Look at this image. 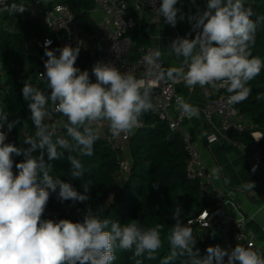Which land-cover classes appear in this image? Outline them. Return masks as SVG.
<instances>
[{
    "label": "clouds",
    "instance_id": "1",
    "mask_svg": "<svg viewBox=\"0 0 264 264\" xmlns=\"http://www.w3.org/2000/svg\"><path fill=\"white\" fill-rule=\"evenodd\" d=\"M150 2L165 24L175 27L178 21L187 18L195 36L191 39L177 36L170 43L172 54L183 58L179 67H164L162 52L150 50L143 57L148 79L171 84L183 81L189 89L210 85L230 94L228 105L245 101L252 92L249 82L264 69V59L251 52L257 29L264 25V15L246 7L244 0H207L205 10L196 6V11L190 10L187 15L177 7L180 0H162L159 7L156 0ZM190 3L195 6L196 0ZM7 11L23 14L28 9L13 3ZM51 44L50 39L44 41L47 59L45 72L40 74L45 88L42 90L27 81L22 88L34 135H26L19 147L6 143L9 134L22 121L19 117L9 120L10 113L0 111V264H113L117 249L131 251L135 264L156 260L162 246L160 226L144 228L138 220L121 224L101 219L89 205L80 221L42 219L51 193L57 194L61 204L71 201L74 207L88 202L91 183L82 182V191H78L71 183L53 179L52 166L46 163L45 154L48 160H56L62 159L67 151L71 176L82 181L85 168L78 157L93 156L103 123L113 137L127 138L140 126V118L155 110L151 84L137 79L132 71L122 72L112 63L97 61L91 69L93 82L87 69L75 66L81 51L79 44L50 49ZM256 99H264V94H257ZM176 104L189 118L199 117L200 109L185 102L182 96L176 97ZM57 113L67 119L63 127L75 141L74 148L58 134L57 124L45 123ZM209 139L214 142L216 137ZM21 156L23 159L16 162L14 158ZM256 169L254 165L251 171L255 173ZM222 171L220 167H213L211 177L221 179ZM224 183H230V179L224 177ZM158 187L153 184V188ZM255 187L254 181L247 180L240 190L254 192ZM112 199L110 196L109 200ZM182 212L176 206L169 237L171 253L160 264H174L180 258H186L187 264H264V254L252 245L237 244L231 251L220 245L208 246L206 254L201 256L195 248L193 228L189 226L192 222L185 224ZM204 218L201 216L200 220ZM204 227L208 228L209 223H204ZM180 264L185 261L180 260Z\"/></svg>",
    "mask_w": 264,
    "mask_h": 264
},
{
    "label": "trees",
    "instance_id": "2",
    "mask_svg": "<svg viewBox=\"0 0 264 264\" xmlns=\"http://www.w3.org/2000/svg\"><path fill=\"white\" fill-rule=\"evenodd\" d=\"M33 1L37 0H9V5L23 4L28 9V4ZM52 1L67 4L83 29L89 35L100 39V29L91 16L95 0ZM244 3L258 15H264V0H244ZM129 14L136 16V25L128 33L135 40L136 48L139 45L151 44L145 19L139 18L132 9L129 10ZM22 19L21 24L16 25L17 21ZM45 34L46 30L40 28L38 22L32 19L27 11L23 14H9L8 11L0 13V111L9 112V120L17 117L21 119V124L12 130L6 141V143H14L18 147L21 146L26 135L35 133L30 111L22 98L24 81L42 90L45 88L35 62L28 59L27 40L32 36L36 38ZM251 52L253 56L264 59V25L257 29L256 42L251 48ZM89 64V53L84 51L78 67L85 70ZM89 74L93 79L94 76ZM249 86L252 89L251 94L245 101L237 104V107L254 122L258 130L264 131V99L259 101L256 99L257 94H264V69L261 70L259 76L249 82ZM2 88L6 91L5 93ZM155 97L156 93L152 90V102ZM48 122L46 119L45 123ZM65 123H67V119L61 125L60 134L67 140L71 139L73 143L70 147L74 148L75 141L67 136L63 127ZM227 134L238 142L254 144V138L249 132L230 130ZM23 146L28 147V145ZM258 146L262 150L264 161V136ZM58 151H64V149L58 148ZM129 153L130 169L122 174L120 170L121 155L100 138L94 145L93 156L78 157L85 168L82 181L71 176L67 151H64L62 159L56 160H48L47 154H45L46 163L52 166L50 174L53 179L59 178L64 182L71 183L78 191H82V182L90 181L91 183L87 193L88 202L77 203L74 207L71 206V201L61 204L57 200V194L51 193L42 219L58 221L67 218L74 222L80 221L89 205L101 219H109L121 224L138 220L141 227L144 228L160 226L162 246L156 253L157 259L144 261V264H160V261L171 253L169 237L172 225L175 223L172 214L176 206H180L183 210L181 214L183 222L185 224L188 221L192 222L189 226L193 228L194 237L200 231L207 230V232L201 233V237L196 238L195 248L200 250V255L206 254L208 246L218 245V239L210 235L212 230H220L218 214L215 213L212 218L210 228L202 229L195 222V218L202 210L214 208L216 198L214 195L209 198L200 197L198 181L187 177L188 155L181 134L172 131L154 111H149L140 118V126L133 130L129 142ZM72 154L77 155L75 152ZM14 159L16 162H20L23 157ZM14 171H16L15 168ZM154 183L159 187L153 188ZM110 196L113 197L112 200H109ZM77 209L81 211L78 212ZM248 226L254 232L259 233L256 226L252 227V223H248ZM116 257L113 264H135V261L131 259V251L117 249ZM180 260H184L187 264L186 258H180ZM180 260L175 261L174 264H180Z\"/></svg>",
    "mask_w": 264,
    "mask_h": 264
},
{
    "label": "built area",
    "instance_id": "3",
    "mask_svg": "<svg viewBox=\"0 0 264 264\" xmlns=\"http://www.w3.org/2000/svg\"><path fill=\"white\" fill-rule=\"evenodd\" d=\"M161 3L162 0H156L157 7ZM95 5L103 13L102 17L96 21L101 32L100 46L97 48L89 46L87 39H91L92 36L76 21L73 11L67 4L55 3L44 8H40L33 2L28 4L27 13L29 16L33 19H40L46 29V34L42 37L27 40L29 54L38 57L37 68L39 75L41 76L40 73L45 72L44 61L47 59L44 55V41L50 39L52 41V44L49 46L50 49L62 48L65 45L72 47L80 45L81 51L75 64L76 67L79 65L82 53L87 51L91 65L97 61L112 63L122 72L132 71L137 79H143L151 84L152 90L156 93L153 101L155 106L154 113L159 119L165 121L172 131L179 132L182 136L188 155L187 177L198 181L200 185V197L209 198L214 195L216 198L214 208L202 210L195 218V222L202 229H205L204 223H209L208 228H210L212 218L217 213L220 227V237L217 240L218 245L228 251H231L237 244L241 246L252 245L255 250L264 254V244L259 241V234L250 229L246 217L243 214L233 217L227 212L226 205L231 204L235 206V203L233 199L225 198L223 193L214 186L213 178L202 159L197 141L184 126L187 115L183 114L176 104V97L182 96L177 89V83L171 84V82L167 81L152 82L146 75L147 65L143 63V57L150 50L156 48L152 44L139 45L136 48L135 40L128 33L135 27L137 21L136 16L129 14V10L132 9L139 18L146 15L148 17V24L159 23L162 18L155 14L150 0H135L132 5L128 0H95ZM9 6V0H0V13L7 12ZM62 29L67 31V35L61 33ZM202 88L208 98L206 105L202 109L205 119L211 121L214 115L218 116L221 121L222 130L226 134L230 130L250 133L254 138V144L251 145L252 154L249 157V161L252 166H257L261 177L264 179L263 154L261 148L258 146L259 141L264 136V131L258 130L254 122L238 109L237 104H227V98L230 94L226 90L213 89L210 85ZM65 120L66 117L57 113L53 115L52 120L49 122L57 124L58 134H60L61 125ZM99 131L100 138L110 144L121 155V173L128 172L131 165L129 142L132 134H129L127 138L123 135L113 137L106 123L105 127L99 128ZM212 136L216 137L214 134L210 137ZM201 216L205 217L204 221L200 220ZM201 233L200 231L195 238L201 237ZM225 261H227V257H225Z\"/></svg>",
    "mask_w": 264,
    "mask_h": 264
},
{
    "label": "crops",
    "instance_id": "4",
    "mask_svg": "<svg viewBox=\"0 0 264 264\" xmlns=\"http://www.w3.org/2000/svg\"><path fill=\"white\" fill-rule=\"evenodd\" d=\"M128 1L132 5L135 0ZM33 3L40 8L55 4L52 0H44V2L43 0H40V2L37 0L33 1ZM206 3L207 0H196V5L193 6L190 0H180L177 7L181 8V11L187 15L190 10L194 13L196 11V6L203 11L206 7ZM102 14V10L95 5L94 9L91 11V16L94 20H99ZM142 19H145L147 34L151 44L162 52L161 59L164 61V67H179L183 58H178L172 54L169 45L177 36L190 39L194 38L195 32L192 31L187 18H185L184 21H178L175 27L165 24L163 18L159 23L152 24H148V17L146 15H143ZM35 20L38 22L40 28L45 29L40 19ZM20 21L21 20H18L16 25L21 24ZM32 38L35 37L32 36L31 39ZM94 41L95 43L92 47H99L100 39L94 37ZM35 64L37 66V61ZM92 66L93 65L89 64L87 67L89 73H91ZM92 81H95V77H93ZM177 89L184 97L185 102L200 109L199 117L189 118L187 116L184 121V126L191 132L197 141L202 159L209 172L211 173L213 167L222 168L221 179L216 180L213 178V181L216 189L220 190L225 198L233 199L235 203V206L231 204L226 205L227 212L233 217H238L239 214H243L248 223H252V227H257L259 241L264 244V179L261 177L258 168L255 173L251 171L253 166L249 161V157L252 154V146L231 139L228 134L222 130L221 121L218 116L214 115L211 121L205 119L202 109L206 105L208 98L202 87L197 85L189 89L183 81H181L177 83ZM101 127H105V123L99 128ZM205 133H207V135H205ZM213 134L216 135V140L210 142L209 138ZM224 177H228L230 183L225 184ZM247 180L255 182L256 187L253 189L254 192L240 190V186Z\"/></svg>",
    "mask_w": 264,
    "mask_h": 264
},
{
    "label": "rangeland",
    "instance_id": "5",
    "mask_svg": "<svg viewBox=\"0 0 264 264\" xmlns=\"http://www.w3.org/2000/svg\"><path fill=\"white\" fill-rule=\"evenodd\" d=\"M23 21V19L20 21V22H22ZM3 24V23H2ZM4 24H6V23H4ZM95 41H96V39H95ZM95 41H94V37H92L91 39H87V42H88V44H89V46H94V43H95ZM2 90H3V93H5L6 91L4 90V88H2ZM48 123H50V122H48ZM68 142H69V145L71 146L72 145V140L71 139H69L68 140ZM203 233L204 232H207V231H202ZM213 233H215V235L213 236ZM210 235H211V237H213V238H215V239H218L219 237H220V231L219 230H212L211 232H210Z\"/></svg>",
    "mask_w": 264,
    "mask_h": 264
},
{
    "label": "water",
    "instance_id": "6",
    "mask_svg": "<svg viewBox=\"0 0 264 264\" xmlns=\"http://www.w3.org/2000/svg\"><path fill=\"white\" fill-rule=\"evenodd\" d=\"M61 33L67 35V31L65 29H62ZM28 59L31 60L32 62L38 61V57L36 55H32V54H28ZM59 135L63 136L62 134H59Z\"/></svg>",
    "mask_w": 264,
    "mask_h": 264
}]
</instances>
